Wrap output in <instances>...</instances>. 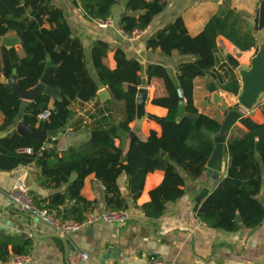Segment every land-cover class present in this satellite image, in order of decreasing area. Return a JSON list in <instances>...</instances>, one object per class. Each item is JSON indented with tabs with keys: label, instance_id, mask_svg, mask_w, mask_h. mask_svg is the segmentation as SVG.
<instances>
[{
	"label": "trees",
	"instance_id": "obj_1",
	"mask_svg": "<svg viewBox=\"0 0 264 264\" xmlns=\"http://www.w3.org/2000/svg\"><path fill=\"white\" fill-rule=\"evenodd\" d=\"M120 1L82 0L86 19H107ZM166 5L167 0H127L120 18L122 30L132 35L136 30L147 28ZM137 11H140L138 15ZM234 24L216 17L193 35L183 17L178 16L148 38V46L153 50L159 49L169 56L189 55L193 59L178 63L175 75L163 64L147 65L148 79H163L166 90L165 95L153 98L152 103L166 107L168 112L165 116L148 115L161 126V136L152 130L146 139L142 136L130 139L136 94L142 80V62L128 57L117 47L114 50L116 67L111 68L106 58L112 49L104 39L93 41L88 57L83 40L73 34L64 10L53 0H0V36L16 30L24 53L21 56L15 48L0 50V112L4 115L0 131L18 120L24 101L1 77L7 79L16 70L18 84L25 90L34 88L45 73L48 57L56 66L50 84L60 89L62 100L54 98L53 108L49 107L53 98L44 93L29 101L23 115L28 125L42 131H63L73 116V102L96 100L102 87H107L112 96L108 103L89 115L92 120L90 138L80 145L60 151L56 139L48 135L12 132L0 137V170L35 162L42 168L41 187L50 192L44 197L31 192L34 202L57 217L69 211L63 206L71 203L77 222L86 219L84 211L93 203L82 194L87 176L94 174L104 185L106 209H121L129 207L128 197L133 202L138 201L149 172L162 170V183L150 191L151 200L141 208L147 215L163 214L169 201L185 193V176L196 180L206 173L215 147L210 134H216L223 122L199 111L195 104V79L206 78L208 90V83H216L219 78L222 80L220 88L235 96L239 93L241 82L234 71L215 69L220 35L240 50L255 47V38L251 34L239 37ZM179 87L183 89L186 102V116L182 120L178 117ZM118 101L123 102L119 120L113 113ZM47 109L51 114L43 120L39 115ZM239 121L243 127L235 125L227 141V173L197 204L203 221L228 232H237L242 227L255 228L264 222V122L257 123L243 114ZM79 126L78 122L74 128ZM51 139L52 145L45 147ZM116 139L120 140L118 145ZM26 148H31L32 152L28 153ZM73 172L77 177L71 180ZM122 182L128 185V195L122 193ZM237 213L242 217L241 223L236 220ZM32 250V237L0 231L1 261L29 255Z\"/></svg>",
	"mask_w": 264,
	"mask_h": 264
},
{
	"label": "crops",
	"instance_id": "obj_2",
	"mask_svg": "<svg viewBox=\"0 0 264 264\" xmlns=\"http://www.w3.org/2000/svg\"><path fill=\"white\" fill-rule=\"evenodd\" d=\"M126 1L121 0L112 8V14L109 16L112 19V24L104 28L98 25L97 19H86L82 0H53L64 10L73 34L83 40L88 57L93 41L104 39L112 49L106 58V63L111 68L116 67L114 50L117 47H121L128 57L137 58L142 62L141 75L142 78L147 79L149 86V102L146 106L148 115L165 116L168 109L152 103L153 98L165 95L166 90L163 79H148L147 65L163 64L172 75H175L178 63L193 59L189 55H165L159 49L153 50L148 46V38L176 17H183L189 32L193 35L201 32L211 19L218 17L222 21L227 20L229 23H235L234 29L239 37L251 34L255 38V47L243 51L225 36L220 35L217 38L218 63L215 66L216 70L221 71L224 68H229L236 74V68L226 61L225 50L233 53L239 60L242 54L248 55L250 51H254L252 59L257 52L256 49L258 50V33L254 30L253 17L256 15L261 0H167L165 9L153 19L151 24L143 30L134 31L132 35L125 33L120 26V18L125 10ZM139 13L140 11L135 12L137 15ZM221 45L223 46L221 47ZM3 48H15L23 56L21 36L16 30H10L0 36V50ZM224 62L228 65L223 66ZM88 64L92 70L90 60H88ZM13 75L16 78V75ZM236 76L241 82V78L237 74ZM10 77L6 79L2 76L1 80L9 83ZM16 81L18 83L17 78ZM202 81L205 83L206 78L197 77L194 81L196 86L195 104L200 112L217 118L203 110L197 102L196 93L199 92L198 89L202 88ZM210 82L215 83V81ZM209 83V102L211 103ZM221 83L222 80L218 78L215 84H218V90L222 95L228 94L231 97H237L220 88ZM102 89H107L110 95L105 101L101 99L98 92L96 100L75 101L71 104L74 111L72 118L63 131L58 130L56 135L50 136L56 139L60 151L71 145H80L90 138L92 120L89 115L112 98L107 87H102L100 90ZM151 92L153 93L152 97H150ZM261 98H264V95L260 97L257 105L251 111L243 114L246 117H251L257 123L264 122V99L260 103ZM53 103L54 98L50 101V108H53ZM122 106L123 102L118 101L113 107V113L117 120L121 118ZM207 108L210 109V107ZM3 118L4 115L0 112V122L3 121ZM223 120L224 118L220 121ZM78 122L80 126L75 129ZM134 122L131 123L132 128ZM235 125L243 127L239 120ZM27 127L37 130L36 127L25 123L23 118L18 119L6 130L0 131V137L12 132L22 133L21 129L24 130ZM152 130H155L158 136L162 135L161 126L156 121L147 118L143 122L142 134L139 136L146 139ZM115 143L118 145L120 140L116 139ZM51 145L52 139L45 143V147ZM227 158L229 164V154ZM73 174L76 178L77 173L73 172ZM41 176L42 168L35 162L21 164L12 170H0V231L8 234H24L33 238V250L31 254L27 255L29 260L25 264H85L79 257L81 252L89 253L90 264H150L153 258H160L166 264L172 262L176 264H264V222L255 228L242 227L237 232H228L211 227L200 218L197 211L199 201L196 200V197L203 187H208L210 192L217 182L208 177L206 173L196 180L185 176V193L178 199L169 201L163 214L151 216L147 215L141 205L151 200L150 191L162 183L164 171L149 172L138 201L133 202L128 197L129 220L123 224L96 221L70 233L65 240L55 232L51 225L39 218L20 212L8 198V192L17 177H23L27 181L31 192L42 197L46 196L50 191L41 187ZM121 185H125L128 190L127 183L122 182ZM82 194L93 202L84 211L86 218L106 209L104 185L94 174L86 177ZM128 194L129 190L124 195ZM71 205V203H66L63 206L69 211H64L61 217L55 216L54 212L52 214L60 221H75ZM65 216L66 218H64ZM90 226L91 230H89ZM34 232L36 235H33ZM14 258L13 256L7 262L0 260V264H16Z\"/></svg>",
	"mask_w": 264,
	"mask_h": 264
},
{
	"label": "water",
	"instance_id": "obj_3",
	"mask_svg": "<svg viewBox=\"0 0 264 264\" xmlns=\"http://www.w3.org/2000/svg\"><path fill=\"white\" fill-rule=\"evenodd\" d=\"M254 30L258 33V50L252 57L251 63H241V61L231 52L225 50L226 61L234 68L239 71L241 78V87L237 95L238 104L247 110H252L258 103L261 95L264 93V0L260 1L256 15L253 17ZM56 66L53 64L50 57L47 59V67L44 75L42 76L39 84L34 88L25 90L16 81L14 75L9 79V83L24 99L20 106L18 113V119H22L25 109L29 101L34 100L40 94L44 93L50 95L52 98H60V89L50 84V76L55 71ZM16 70L13 71V74ZM210 101L214 105L220 106L225 117L222 122L220 130L216 134H210L209 131L206 133L211 135L215 141V147L207 162L206 175L211 177L213 180L218 181L228 169V148L227 140L233 126L241 118V109L230 110V105L226 102L223 95L219 92L217 85L214 82L209 83ZM179 93V105H178V117L182 120L186 116V102L184 92L181 87L178 88ZM99 95L103 101L110 97L107 89L99 91ZM149 102V86L145 77L141 80V85L138 87L136 94V112L135 122L132 130L129 133V137L132 139L142 134L143 122L148 118V112L146 106ZM65 128V126H64ZM23 132H30L37 135H48L54 136L58 130L42 131L37 128L21 129ZM259 155V154H258ZM75 175L72 174L71 180H74ZM123 194H127L128 190L125 185H121ZM209 193L208 187H203L196 197L197 201H201ZM236 220L241 223L242 217L237 213ZM92 227H89L91 230ZM34 231V229H32ZM33 235H36L34 232Z\"/></svg>",
	"mask_w": 264,
	"mask_h": 264
},
{
	"label": "built area",
	"instance_id": "obj_4",
	"mask_svg": "<svg viewBox=\"0 0 264 264\" xmlns=\"http://www.w3.org/2000/svg\"><path fill=\"white\" fill-rule=\"evenodd\" d=\"M98 25L101 27H108L112 24V19H97ZM51 110L47 109L42 112L39 117L43 120L49 118ZM28 153L32 152L31 148L25 149ZM8 198L12 205H14L20 212L25 213L29 216L39 218L41 221L51 225L55 232L64 240L67 239L68 235L82 226L92 224L96 221H105L115 224H123L130 219V212L128 208L121 209H104L99 213L86 218L83 222L77 221H60L56 218L47 208L40 207L37 205L31 195L30 187L27 181L23 177H17L13 183L12 188L8 192ZM80 259L85 264H90V255L88 252H81L79 254ZM29 260L27 255L15 256L14 262L16 264H25ZM150 264H166L160 258H153ZM170 264H176L172 262Z\"/></svg>",
	"mask_w": 264,
	"mask_h": 264
},
{
	"label": "rangeland",
	"instance_id": "obj_5",
	"mask_svg": "<svg viewBox=\"0 0 264 264\" xmlns=\"http://www.w3.org/2000/svg\"><path fill=\"white\" fill-rule=\"evenodd\" d=\"M223 45H221L222 47ZM221 51V50H220ZM220 53V52H219ZM254 51H250V53L248 55L246 54H242L239 58L241 60L242 63H246V64H250L251 63V56L253 55ZM220 56L221 53H220ZM236 71V74L240 77L239 75V71L237 69H235ZM224 71H222L221 73H223ZM201 83H203V86L202 88L198 89L199 92L196 93V98L198 99L197 102L199 103V106L207 111V112H210L211 115L213 116H216L218 119L222 120L224 118V114L221 110V108L219 106H212V104L209 102V92L208 90L206 89V86H205V83L202 81ZM152 92H151V95L150 97H152ZM264 95V94H263ZM262 95V96H263ZM261 96V97H262ZM223 97L225 98L226 102L230 105V106H236L238 104V98L237 97H231L229 96L228 94L226 95H223ZM262 100L260 101L263 102V99L264 98H261ZM207 107H210L207 108ZM235 109H241L242 111V114H247L249 112V110L245 109L244 107L240 106L238 104L237 108ZM251 111V110H250Z\"/></svg>",
	"mask_w": 264,
	"mask_h": 264
}]
</instances>
